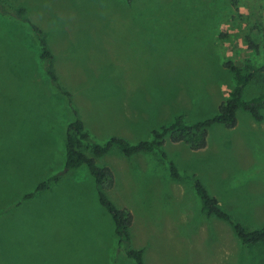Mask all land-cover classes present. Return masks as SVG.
<instances>
[{"label": "rangeland", "instance_id": "374dc122", "mask_svg": "<svg viewBox=\"0 0 264 264\" xmlns=\"http://www.w3.org/2000/svg\"><path fill=\"white\" fill-rule=\"evenodd\" d=\"M0 1L29 20L0 15V264H135L99 192L132 216L129 247L144 264H264V243L242 246L203 214L192 182L244 227L264 226V120L248 112L232 129L212 126L198 151L166 137V160L112 148L94 158L111 187L86 166L65 169L77 119L91 143L136 145L176 117L191 125L216 116L235 87L224 64L264 67V0ZM30 24L46 35L56 85ZM263 92L264 73L243 99ZM169 163L186 178L173 179Z\"/></svg>", "mask_w": 264, "mask_h": 264}, {"label": "trees", "instance_id": "16d2710c", "mask_svg": "<svg viewBox=\"0 0 264 264\" xmlns=\"http://www.w3.org/2000/svg\"><path fill=\"white\" fill-rule=\"evenodd\" d=\"M0 15L21 19L29 23L24 8H14L0 1ZM40 46V59L46 64L45 70L50 77L51 82L56 85L57 79L51 71L50 61L51 52L46 44V35L34 25L30 24ZM249 49H256V45L247 37ZM224 68L233 74L235 81L234 89L228 93L227 100L220 104L216 116L200 121L191 125L184 122L182 117H176L173 123L167 127H161L155 130L151 141L140 142L131 145L121 138H112L104 145L91 143L89 135L85 131L82 121L75 120L68 126L65 138V169L66 171L76 170L81 166H86L89 174L94 178L98 186L108 182L112 185V175L106 168H99L94 162V158H99L107 154L112 148H117L125 157H131L137 154H149L155 151L161 152L162 159L166 160V155L162 152L163 143L166 137L173 143H184L193 151L204 149L207 145V136L209 129L214 125H222L226 129H232L237 123V112L243 110L248 112L255 121H263L264 117L261 111L264 110V92L257 97L249 100L243 99L245 89L258 79L259 75L264 73V67L256 68L247 62L244 66H234L231 63L224 64ZM68 96V94H66ZM85 151H89L93 158L86 156ZM170 175L175 180H182L186 177L180 176L176 167L169 163ZM58 176L50 178L47 182L38 185L35 193L44 191L52 182H57ZM195 193L200 201L201 212L208 218H215L228 224L238 241L242 246L254 247L264 243V226L256 229H248L241 225L233 216L223 210L218 201L209 196L204 186L196 178L192 180ZM34 193L26 195L24 199L32 198ZM99 202L108 212L113 220L115 235L119 243L125 245V254L133 259L135 264H144L142 251L132 250L129 247L132 216L124 211L117 209L112 202L99 192Z\"/></svg>", "mask_w": 264, "mask_h": 264}]
</instances>
